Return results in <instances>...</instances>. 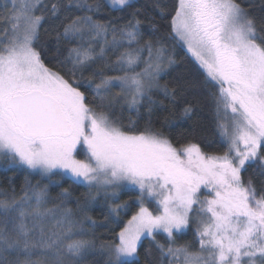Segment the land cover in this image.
<instances>
[{"label":"snow or ice","instance_id":"6c2138e0","mask_svg":"<svg viewBox=\"0 0 264 264\" xmlns=\"http://www.w3.org/2000/svg\"><path fill=\"white\" fill-rule=\"evenodd\" d=\"M10 2L0 11V163L66 177L89 193L73 212L67 188L59 202L27 178L19 192L0 189V264H88L97 254L104 264H139L145 239L152 264H264V0H176L168 14L170 35L214 89L222 154L205 152L191 132L173 143L155 127L163 104L155 94L177 95L161 83L177 60L134 0H107L127 12L123 23L96 19L100 0ZM167 7L154 5L161 20ZM45 24L57 33L53 67L39 44ZM118 109L136 119L125 124ZM193 112L188 104L183 116ZM122 188L138 192L139 209L114 239L99 240L86 204L102 192L119 223L129 208L118 202ZM188 230L196 247L177 241Z\"/></svg>","mask_w":264,"mask_h":264},{"label":"trees","instance_id":"16d2710c","mask_svg":"<svg viewBox=\"0 0 264 264\" xmlns=\"http://www.w3.org/2000/svg\"><path fill=\"white\" fill-rule=\"evenodd\" d=\"M5 0H0V11L3 10L2 6ZM106 6L101 14L96 19L106 21L112 19L123 23L127 19V12L114 10L107 6L106 0H100ZM160 2L162 5L166 4L168 7L165 11V18L161 20V16L158 9H154V5ZM136 8L142 9L147 15L151 16L157 25L161 29V33L167 37L165 43L168 45L171 52L174 53L177 63L167 70V74L161 78L162 84H167L170 89H177V95L175 100L171 98L166 99L162 93H156L154 98L163 101L160 107H156L153 110L152 120L157 128H163L164 131L173 140V143H177V137H180L183 133H193L192 139L194 142L200 143L202 149L209 154H222L226 150V142L220 134L218 128V122L222 119L215 114L214 104L210 96V87L205 86V73L194 58L188 53L183 44L176 38L170 35V29L167 27L170 16L169 13L176 3V0H134ZM128 11H131L128 10ZM143 18V17H141ZM48 28V31H42L40 35L39 44L43 46L42 57L45 63L49 67H53L54 60L51 57V53L56 48L57 33L52 28H49L47 24L44 26ZM144 31L150 32L147 22L144 24ZM64 47V45H61ZM59 70V69H56ZM87 75V73H85ZM183 89V90H181ZM82 90L87 91L86 88ZM118 91V89H116ZM91 96L89 95V99ZM192 104L194 112L191 117L183 116V109ZM144 111L143 109L141 110ZM116 114L121 117L125 124L128 123V118L136 119L134 113H129L127 110L121 112L119 109ZM170 121L165 124V121ZM224 121V120H223ZM141 127L143 121H139ZM82 158L83 156H79ZM251 169L244 175L247 177L251 174ZM25 178L30 180L33 184L39 182L41 185H47V191L49 197L56 202L60 196L62 189H69L71 196L65 201L66 206L71 208L73 212L78 211V204L83 205L88 200L89 188L83 184L73 183L70 179L62 177L60 175L53 174L50 177H41L37 173L30 172L26 168L21 166L6 167L3 163H0V189L10 191L12 187H15L19 192L20 187L23 185ZM95 195V192H93ZM138 192L132 189H126L119 195V201H128L129 208L121 210L119 223H113V218L108 215V205L113 203L112 200H105L103 193L101 192L96 196L95 200L86 204L87 215L92 217L96 221L98 227L95 229L96 237L102 241H110L114 239L115 233L118 232L126 222L134 215L138 209L139 204L136 201ZM149 208L153 211L156 209L154 203H149ZM51 206V204L49 205ZM107 217V219H106ZM106 225V226H105ZM156 240L165 243L166 235L159 234L156 236ZM178 243H189L193 247H196V239L191 230L177 236ZM149 247V240L145 239L143 247L140 250L139 264H152V259L145 255V250ZM155 249H153V258L155 257ZM105 257L97 254L90 256L88 264H104Z\"/></svg>","mask_w":264,"mask_h":264},{"label":"rangeland","instance_id":"374dc122","mask_svg":"<svg viewBox=\"0 0 264 264\" xmlns=\"http://www.w3.org/2000/svg\"><path fill=\"white\" fill-rule=\"evenodd\" d=\"M5 1H6V0H5ZM106 1H107V0H106ZM7 2L9 3V7H11V2H10V0H7ZM177 39H178V38H177ZM178 40H179V39H178ZM180 42L183 44L182 41H180ZM183 46H184L185 49L187 50V46L184 45V44H183ZM187 51H188V50H187ZM188 53H189V54L194 58V60L196 61L195 57H194L189 51H188ZM196 62L198 63V61H196ZM198 64H199V63H198ZM223 120H224V122L226 123L227 120H228V118H227V117H224ZM223 140H224V138H223ZM224 141H225V140H224ZM225 142H226V141H225ZM78 158H80V157H78ZM82 158H83V157H82ZM82 158H81V159H82ZM124 190H126V189H123V188L120 189V190H119V195H120V194L122 193V191H124ZM202 191H203V190H202ZM149 203H154V202L146 201V202H145V206L148 207V208H149V205H148ZM154 204H155V203H154ZM155 205H156V204H155ZM156 207H157V205H156ZM149 209H150V208H149ZM150 210H151V209H150ZM186 232H187V231H186ZM165 235H166V234H165Z\"/></svg>","mask_w":264,"mask_h":264}]
</instances>
